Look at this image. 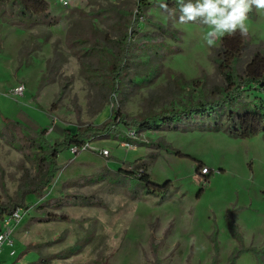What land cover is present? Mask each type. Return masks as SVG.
<instances>
[{"label":"rangeland","instance_id":"rangeland-1","mask_svg":"<svg viewBox=\"0 0 264 264\" xmlns=\"http://www.w3.org/2000/svg\"><path fill=\"white\" fill-rule=\"evenodd\" d=\"M46 2L55 25L26 28L0 6V207L25 213L0 264H264V134L121 125L128 143L111 132L64 151L46 196L25 194L48 168L39 139L102 127L114 107L130 121L220 100L229 66L264 74V13L245 21L246 47L237 34L209 48L207 26L173 23L175 0H151L137 33L139 0ZM243 94L264 101L258 85Z\"/></svg>","mask_w":264,"mask_h":264},{"label":"trees","instance_id":"trees-1","mask_svg":"<svg viewBox=\"0 0 264 264\" xmlns=\"http://www.w3.org/2000/svg\"><path fill=\"white\" fill-rule=\"evenodd\" d=\"M0 6H9L13 13L21 19V24L26 28H31L40 23L55 25L57 20L52 19L50 15V6L46 0H0ZM153 6L151 0H139L138 12L135 17L129 21V29L133 33H137L140 19L144 17V13ZM253 12V11H252ZM249 16H253V13ZM51 19V20H50ZM49 21V22H48ZM241 38V37H240ZM127 46L131 47L130 35L125 34ZM242 47L247 46V42L242 38ZM124 60V59H123ZM264 63V58H261ZM125 62V60H124ZM222 64H220L221 66ZM124 63L121 60L119 68L113 66V91L118 93L119 85L122 83L121 71ZM224 76L227 82V88L224 96L220 100L212 102H199L196 105L188 106L180 111L170 113H161L153 117L142 119H129L123 115L118 108L112 109L110 120L102 127H89L88 129H78L76 133L69 130L64 132V140L62 142L51 144L45 139H39L40 151L45 153V158L41 159V164H48V168L44 178L35 185L34 190L25 194H37L38 197H44L52 188V183L60 171L57 160L62 152L68 151L73 147H83L88 141H97L104 137L111 136V132L117 135L120 141L127 142L130 138L119 128L121 125L125 127H133L137 131H159L163 128L197 129L198 131L223 132L225 135L235 138L248 140L264 134V101L247 102L244 97V89L253 85H258L264 90V74L255 73L245 78L238 77L232 66L227 67ZM119 125V126H118ZM118 129L115 130V127ZM171 128V129H172ZM111 129H114L111 131ZM123 131V132H122ZM44 131V135H45ZM180 155V154H178ZM143 178V177H142ZM143 180L148 182V177ZM148 184V183H147ZM16 207L11 211L0 207V219L13 214ZM264 249L261 251L263 252ZM259 252V253H261ZM258 255V254H257ZM237 257L234 256L230 264H235Z\"/></svg>","mask_w":264,"mask_h":264},{"label":"clouds","instance_id":"clouds-1","mask_svg":"<svg viewBox=\"0 0 264 264\" xmlns=\"http://www.w3.org/2000/svg\"><path fill=\"white\" fill-rule=\"evenodd\" d=\"M179 16L173 14V23H199L208 28L203 40L209 48L216 47L223 37L237 34L246 38L249 28L245 21L253 10L264 13V0H175ZM165 11L168 5L161 2Z\"/></svg>","mask_w":264,"mask_h":264},{"label":"built area","instance_id":"built-area-1","mask_svg":"<svg viewBox=\"0 0 264 264\" xmlns=\"http://www.w3.org/2000/svg\"><path fill=\"white\" fill-rule=\"evenodd\" d=\"M16 94H22L23 93V88H17L15 90ZM89 144L87 143L85 146L83 147H73L70 149L71 153L73 155L78 154L79 152H83V151H87V149L89 148ZM100 154L102 156H109V152L107 150H102L100 152ZM208 169H204L203 170V174L207 175ZM24 211L20 208L16 209L13 214L11 215H5L2 218V222H1V226H0V255L2 254V251L4 249L5 246L8 247H13V241H12V234L14 232L15 227L17 226V224H19L21 222V220L24 217Z\"/></svg>","mask_w":264,"mask_h":264}]
</instances>
